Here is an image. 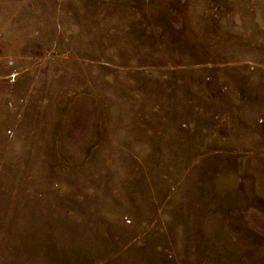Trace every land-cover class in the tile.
I'll return each mask as SVG.
<instances>
[{"label":"rangeland","instance_id":"374dc122","mask_svg":"<svg viewBox=\"0 0 264 264\" xmlns=\"http://www.w3.org/2000/svg\"><path fill=\"white\" fill-rule=\"evenodd\" d=\"M0 264H264V0H0Z\"/></svg>","mask_w":264,"mask_h":264}]
</instances>
